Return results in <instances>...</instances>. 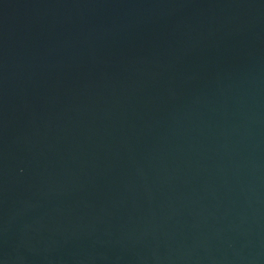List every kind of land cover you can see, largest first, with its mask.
Returning <instances> with one entry per match:
<instances>
[{
  "label": "water",
  "instance_id": "obj_1",
  "mask_svg": "<svg viewBox=\"0 0 264 264\" xmlns=\"http://www.w3.org/2000/svg\"><path fill=\"white\" fill-rule=\"evenodd\" d=\"M0 264H264V0H0Z\"/></svg>",
  "mask_w": 264,
  "mask_h": 264
}]
</instances>
